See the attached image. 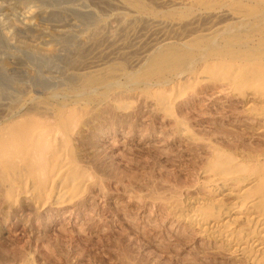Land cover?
<instances>
[{
    "label": "bare ground",
    "instance_id": "6f19581e",
    "mask_svg": "<svg viewBox=\"0 0 264 264\" xmlns=\"http://www.w3.org/2000/svg\"><path fill=\"white\" fill-rule=\"evenodd\" d=\"M88 1L95 21L71 0H0V201L12 205L28 196L35 204H57L80 197L98 178L81 163L75 136L106 111L130 110L132 98L151 102L175 132L197 140L176 114V100L199 84H217L236 100L238 127L260 146L205 145L193 210H184L178 189L152 192L153 200L237 263L264 264V0ZM87 21V42L73 43L80 33L74 26ZM146 33L157 37L132 67L141 51L127 53L130 37ZM113 53L119 59L88 69L90 55ZM36 55L65 63L63 97L3 105L10 90L16 92L5 76L35 74ZM23 264L34 263L28 258Z\"/></svg>",
    "mask_w": 264,
    "mask_h": 264
},
{
    "label": "rangeland",
    "instance_id": "374dc122",
    "mask_svg": "<svg viewBox=\"0 0 264 264\" xmlns=\"http://www.w3.org/2000/svg\"><path fill=\"white\" fill-rule=\"evenodd\" d=\"M71 1L82 15L92 13L89 17L95 21L98 14L90 1ZM88 23L74 26L80 33L70 38L73 43L87 42ZM139 36L130 37L127 48L130 54L141 51L132 57V67L144 59V47L157 37L154 33ZM107 56L90 55L88 69L120 55ZM41 58L34 59V75L7 73L5 82L14 81L16 92L10 90L12 99L3 105L18 101L30 106L33 98L49 94L57 100L63 97L65 63ZM199 85L176 100L175 111L187 120L197 140L179 135L151 102L137 96L127 113L106 111L75 136L81 163L98 178L78 200L35 204L23 196L12 205L0 201V264H23L28 258L34 264H239L219 244L166 213L152 196V192L178 189L184 210L191 211L200 198L194 185L202 180L207 144L243 151L260 146L255 136L238 127L236 100L220 93L217 84Z\"/></svg>",
    "mask_w": 264,
    "mask_h": 264
}]
</instances>
